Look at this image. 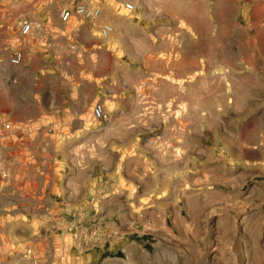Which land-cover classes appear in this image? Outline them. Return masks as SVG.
Wrapping results in <instances>:
<instances>
[{
    "label": "crops",
    "instance_id": "obj_1",
    "mask_svg": "<svg viewBox=\"0 0 264 264\" xmlns=\"http://www.w3.org/2000/svg\"><path fill=\"white\" fill-rule=\"evenodd\" d=\"M220 1L105 0L94 23L63 24L43 12L33 19L23 63L6 62L0 70L10 69L14 78L10 148L32 175L34 201L45 198L48 211L76 215L81 227H128L129 216L119 213L134 209L129 201L121 208L118 199L134 196L136 179L144 181L152 165L181 170L184 126L197 134L201 118L213 146L240 155L253 98L220 88L224 80H199L204 34L198 23L209 26L208 6ZM126 2L134 4L132 11L124 9ZM104 24L113 28L105 38L99 30ZM97 104L108 121L95 117ZM194 141L197 147L198 136ZM14 190L20 197L27 184ZM100 211L108 215L96 218Z\"/></svg>",
    "mask_w": 264,
    "mask_h": 264
},
{
    "label": "rangeland",
    "instance_id": "obj_2",
    "mask_svg": "<svg viewBox=\"0 0 264 264\" xmlns=\"http://www.w3.org/2000/svg\"><path fill=\"white\" fill-rule=\"evenodd\" d=\"M208 9L214 19L198 23L199 80H224L220 88L253 98L240 155L213 146L201 118L197 134L184 126L181 170L152 165L144 181L136 179L134 196L118 199L123 209L130 202L134 212L119 215L132 223L110 230L81 227L76 215L48 211L45 198L34 201L32 175L9 146L2 152L11 177L0 179V264H264V0H225ZM9 71L0 70V106L15 114ZM18 184H27L20 197Z\"/></svg>",
    "mask_w": 264,
    "mask_h": 264
},
{
    "label": "built area",
    "instance_id": "obj_3",
    "mask_svg": "<svg viewBox=\"0 0 264 264\" xmlns=\"http://www.w3.org/2000/svg\"><path fill=\"white\" fill-rule=\"evenodd\" d=\"M105 0H0V64L9 63L20 66L24 61V49L33 31V19L43 12L45 18L58 15L63 24L77 19L89 23L98 20L103 12ZM134 4L126 2L124 9L132 11ZM103 38L108 37L113 28L109 24L99 27ZM95 117L108 121L101 104L94 108ZM14 123L0 106V179L9 180L11 170L2 159L9 148L8 140L12 139ZM32 250H28L25 258H29Z\"/></svg>",
    "mask_w": 264,
    "mask_h": 264
}]
</instances>
